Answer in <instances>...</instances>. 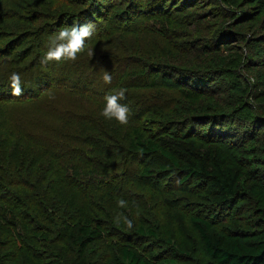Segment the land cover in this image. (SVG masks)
Returning <instances> with one entry per match:
<instances>
[{"label": "trees", "instance_id": "obj_1", "mask_svg": "<svg viewBox=\"0 0 264 264\" xmlns=\"http://www.w3.org/2000/svg\"><path fill=\"white\" fill-rule=\"evenodd\" d=\"M71 1L67 0V3L76 4V8H67L68 14L77 12L78 3ZM122 1L113 2L110 7V3L101 0H89L86 16L91 14L101 18L108 9L112 14L110 18H116L119 23L113 21L111 28L95 29L94 33L98 34L85 42V56H78L75 61H53L50 68L56 70L55 78L52 79L49 70L44 77L35 75L34 81L21 78L23 95L29 93V96L11 94L8 78L13 72L22 76L23 69L18 68L17 62L9 59L8 55L0 56V225L6 228V239L12 231L16 243L20 244L8 250L4 237L0 235V264H90L85 252L90 244L99 241L108 244L109 250L117 247L113 264H174V259L164 258L157 263L156 259L143 253L144 238L158 239L154 227L138 222L135 228L129 229L122 218L117 222L119 215L127 217L129 213L136 214L137 211L151 208L152 198L156 194L160 200L157 206L165 207L164 211L183 213L188 209L186 215L205 254L216 264H264V225H258L252 232L225 231L216 227L212 219V216H221L222 212L224 214L231 210L239 200L246 198L251 199L255 209L264 216V177L259 172L250 171L245 160H237L233 155L234 135H227L223 131L230 129L245 134L242 126H237L246 125L245 114L210 112L197 118L177 119L171 116L168 120L166 113L181 98L197 99L226 92L232 88L236 74L214 73L212 68L153 62L146 56L168 49H182L176 44L178 41L173 37L171 26L174 27L184 18L182 8L200 1L147 0L146 3L145 0H128L127 6L126 2L119 5ZM85 2L88 1L81 3ZM152 2L155 3L153 7ZM26 3L28 9L34 5L28 0ZM2 11L3 7L0 6V22L8 24L9 32L14 34L18 31L14 23L24 21L20 13L29 10L26 6H14L11 11L6 10L3 14ZM133 11L141 13L130 16L129 13ZM121 13L124 16H120ZM140 15H149L154 22L143 26L141 33L157 45L149 41L152 45L146 47L147 43L144 44L145 40L140 36L130 43L127 34H130ZM37 16L33 13L32 19ZM111 42L115 43L114 46L108 52H103ZM9 47L8 52L15 48L12 44ZM143 47L148 51H144ZM132 53L138 56L132 58ZM124 54H128V59H123ZM102 55L104 59L100 61ZM92 64H96L93 69L89 66ZM103 70L124 75L118 81L112 79L109 89L112 90L110 94L126 90L125 99L120 103L129 108L128 123L121 125L107 119L127 128L120 140L112 136L107 126L97 123L99 118L93 122L94 127H90V108L80 116L64 113L69 121L61 116L59 121L56 115V123L42 133L35 134L34 128L32 133L27 131V140L11 139L20 128L12 123L7 106H32L31 99L40 89L46 92L49 88H62L82 92L84 96L90 94L91 100H86L88 105L101 112L104 99L93 97L91 92L100 87L104 90ZM147 74L152 77L149 81L145 80ZM87 75L90 77L88 84H80ZM97 76L101 79L98 77L96 83H90L91 78ZM156 76L159 80L155 79ZM174 76L201 78L203 83H199L200 87L197 88H186ZM133 79L136 80L132 85ZM234 88L239 90V87ZM109 92L99 95L105 97L110 95ZM69 115L73 117L72 120ZM164 124L166 128H162L164 131L161 132L160 127ZM205 125H209V128L202 132ZM216 127H220L219 133L208 136ZM11 141L15 145L7 149ZM154 155H158L161 161L154 162L152 166L145 163L134 175L128 173L132 167L131 163L126 166L129 160ZM173 179L176 185H172ZM152 180H157L162 187L159 185L147 191L143 182ZM192 184L203 186L196 191L198 195H195ZM132 185L142 193H133L135 188ZM199 192L202 197H198ZM194 198L204 199L205 202H200L205 205L204 210L195 208L200 203ZM119 200L126 201V206L120 207ZM173 213L172 216H176ZM114 227L129 231L122 242L119 241L123 237L121 233L109 230ZM59 240L71 245L68 246L67 256L60 251L56 243ZM40 242L50 247L48 252L51 251L52 256L39 259L36 246ZM167 243L172 244L170 241ZM6 250L10 257L14 253L17 256L22 254L29 261L19 258L18 262L12 259L8 262L4 258Z\"/></svg>", "mask_w": 264, "mask_h": 264}, {"label": "rangeland", "instance_id": "obj_2", "mask_svg": "<svg viewBox=\"0 0 264 264\" xmlns=\"http://www.w3.org/2000/svg\"><path fill=\"white\" fill-rule=\"evenodd\" d=\"M28 1L34 3L29 9L26 0H0V6L3 7L2 14L6 10H13L14 6H26L27 11L29 10L26 13H20L24 21L18 22L17 24L14 23V25H16L15 27L18 29L14 34L9 32L8 24L0 22V56L8 55L9 59H12L13 62H17V67L23 69L22 76L20 77L26 81L29 79L30 81H34L35 75L37 74L44 77L48 70L52 74V79L57 76L55 74L56 70L50 68L52 62L41 64V58L47 51L49 37L54 35L60 28L72 26L74 24L91 23L96 30L100 31L107 26L111 28V23L113 21L119 23L116 18H110L112 14L108 9L107 14L105 13V16L101 18L91 16V14L86 16V5L89 4V0H87V3H81L84 0H72L71 2H77L78 5L77 12L71 14H68L66 9H74L76 8V4L72 3L70 5V3H67V0ZM101 1L110 3L109 6L112 7L111 5L113 2L121 0ZM145 1L148 3L147 0ZM199 1V3L197 2L196 4H191V6L182 8L181 15L184 16V18L174 25V27L171 26L173 37L178 41L176 44H178V46L180 45L182 49L175 48L174 51L168 49L165 51L166 55L165 52L149 53L146 54L147 59L153 62L161 61L165 64H176L180 67H203L209 70L212 68L214 73L230 74L234 72L237 78L233 80L232 88L226 90V92L211 96H201L197 99H179L175 105H173L172 109L166 110L168 115L167 119L169 120L171 116L177 119H183L184 117L197 118L209 114L210 112H221L222 114L236 112L245 114L244 118L247 122L246 125H237L239 127L242 126L241 128L246 131L245 134L241 135V133H237L236 130L230 129H224L223 131L226 132L227 135H234L235 149L233 155L237 160H245L248 162L247 167L250 171L259 172V174H262L264 177V5H262L264 2L260 0H235V2H233V0ZM122 2L119 5L125 4L126 2L127 6L128 0H123ZM177 4L178 2H176V5ZM154 5L155 3L152 2L151 7ZM171 6L173 7V4ZM260 8L262 9L257 11V9ZM115 11L117 10H114V12ZM33 13L39 16L32 19ZM138 13L141 12L133 11L129 13V15L136 16ZM120 16H124V14L121 13ZM149 17V15H140L137 17V22H133L134 26L129 31L130 34H127L130 43L135 42L137 37L140 36L142 40H145L144 44L147 43L146 47L152 45L149 41L157 45L155 41L151 38L147 40L141 33L143 32V26H149L154 23ZM96 30H94V32ZM97 34L93 33L92 37H95ZM17 36H20V38H17ZM222 42L225 43L220 44ZM11 44L15 46V48L8 52ZM114 44V42H111L109 47L104 49L103 52H108ZM155 45L153 47H155ZM142 49L148 51L145 50L144 47ZM152 49L153 48L150 50ZM81 53L78 54L80 58L85 56L84 53L82 55ZM134 55L135 53H132V58ZM137 56L138 55H135V57ZM103 59L104 56L102 55L100 61ZM123 59H128V54H124ZM95 65L96 64H92L89 66L93 69ZM110 73L115 81L124 78L122 73L116 74L115 71L114 73L110 71ZM66 74L68 73L66 72ZM98 77L101 79L100 76L91 78L90 83H96V79H99ZM146 77L145 80L147 81L152 78L150 74H147ZM174 78L178 80L179 84H182L183 87L186 88H197L200 87L199 83H203V79L201 78L179 76H174ZM136 79L132 80V85ZM155 79L159 80V77L156 76ZM88 81H90V77L87 75L81 79L80 84L87 85ZM109 87L110 84H105V91L100 87V89L97 88L93 90L91 94L99 100L103 99L104 97H100L99 94L103 93L101 95H105L110 91ZM234 87H239V90H235ZM40 91L41 89L37 91L35 97L31 99L32 106H7L12 123L20 128L17 135L11 138L12 140H27L29 136L26 132L29 131L32 133L33 128L35 129V134L42 133L48 129L49 126H53L56 123V115L60 121L59 116L64 117V113H71L72 115L77 114L80 116L81 113L85 112L88 108H90L91 112L89 119L91 128L94 127L93 122L96 118H99L97 123L107 126L108 131L112 133V136L117 137L118 140H120L126 132V127L108 121L100 114V110H95L91 104L88 105L86 100H91L92 97H90V94L84 96L81 95L82 92L75 93L76 91L70 92L62 88H49L46 92L43 90ZM23 96H29V93ZM24 103L28 102L24 101ZM69 117L71 120L73 119L72 116L69 115ZM64 118L66 121H69L68 116ZM239 127L237 128L240 130ZM160 128L161 132H163L164 130H162V128H166L165 124ZM207 128H209V125H205L203 129L201 128L202 132ZM188 129H191V127H188ZM220 130V127H216L208 136H213L214 133L218 134ZM20 131L24 133H20ZM118 131L121 132L118 133ZM88 132L92 138V134L89 130ZM245 138L247 139L246 142H244ZM11 143H8L7 149H11L15 145L14 141H11ZM158 161H161L158 155H154L150 158L137 157L133 160H129L126 166L131 163V171L128 173L134 175L141 170V167L145 163H150L152 166L154 162ZM34 176L35 174H33V177ZM171 181H173L171 182L172 185H176L175 179ZM143 185L147 187V191H151L159 185L162 187V184H159L157 180H152L149 183L145 181ZM132 187L135 188L133 193L139 194V191L141 192V190H137V186L135 187V185H132ZM192 187L195 189L194 193H196V191L200 190L203 186L201 184H198V186L192 184ZM195 195L198 194L196 193ZM198 197H202L201 192H199ZM158 198V194L152 198L153 205L151 203V208L144 211H137L136 214L129 213L127 216V218L133 222L132 228H135L136 223L142 222L143 224L154 227L158 234V239H143V244L145 245L144 250L142 249L144 251L143 253L151 259H156L157 263L164 258L174 259V264H216L205 254L203 245L186 215L189 213L188 209L186 208L183 213L173 211L175 213H172L176 216H172L169 210H163L165 207L161 205L157 206L158 201H160ZM246 199L239 200L231 210L224 214L222 212L221 216H212L215 226L221 230L235 232H252L258 228V225L263 226L264 216H261L255 209L251 199ZM194 200L199 203L205 202L203 198H194ZM201 203L195 207L197 210H199V208L201 210L205 209V205ZM167 213L168 215H166ZM119 217H124V214L119 215ZM113 229L121 233L124 237L119 240L121 242L129 232L122 227H114L109 230L112 231ZM4 231H6V228L0 225V235L4 237V241L7 245L6 249H14V247L16 248L15 245L19 247L20 244L16 243L12 231H10L8 239H6ZM50 237L52 238L51 234ZM0 240H2V238ZM167 241H170L172 244H168ZM56 243H58L57 245L61 253H65L67 256V253H69L68 246L71 245L63 240H59ZM116 244L119 245V242H116ZM108 246V244L101 241L90 244L85 252L89 263L113 264V254L117 247H113L112 250H109ZM49 248L50 247L47 246L45 242L37 243L36 250L39 252V259L53 255L51 251L48 252ZM17 255L14 253L10 257L9 252L6 250L4 258L8 262L10 259L18 262L19 258L23 261H29V259L22 254L20 256ZM151 255H154V257H151Z\"/></svg>", "mask_w": 264, "mask_h": 264}, {"label": "clouds", "instance_id": "obj_3", "mask_svg": "<svg viewBox=\"0 0 264 264\" xmlns=\"http://www.w3.org/2000/svg\"><path fill=\"white\" fill-rule=\"evenodd\" d=\"M94 25L74 24L72 26H65L60 28L54 35L49 37L47 51L41 58V64H48L50 62L59 61H75L78 54L85 50V42L90 39L94 33ZM93 55V52H90ZM9 87L13 96L23 95V88L21 77L18 73L13 72L9 76ZM112 74L109 71L103 70L102 80L105 84L112 82ZM124 89L110 95H106L104 99V106L101 110V115L108 120H115L119 124L124 125L128 123L129 108L126 104H121L120 101L125 99ZM120 207H125L127 202L119 200ZM121 218L117 219L120 222ZM123 223L127 228L133 227L132 220L127 217H122Z\"/></svg>", "mask_w": 264, "mask_h": 264}]
</instances>
